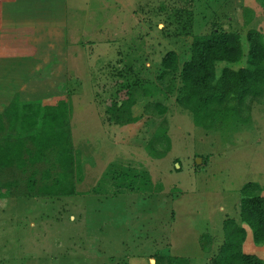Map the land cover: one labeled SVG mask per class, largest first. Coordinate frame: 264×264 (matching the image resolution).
I'll return each mask as SVG.
<instances>
[{
    "label": "rangeland",
    "instance_id": "rangeland-1",
    "mask_svg": "<svg viewBox=\"0 0 264 264\" xmlns=\"http://www.w3.org/2000/svg\"><path fill=\"white\" fill-rule=\"evenodd\" d=\"M58 4L52 22L62 24L66 41L46 33L37 45L61 68L33 75L25 90L43 106L70 104V143L83 176L78 194L44 197L23 183L9 186L20 173L0 168V264H156L165 256L210 264L226 219L246 229L243 251L264 260V243H253L240 217L246 183L264 197V97L244 112L247 126L222 133L196 127L175 99L194 36L236 34L242 58L216 70L246 66L247 33L264 35L259 0ZM168 52L176 54L175 71L163 73ZM136 83L137 105L111 113L109 103ZM123 169L147 174L151 185L116 193L101 183Z\"/></svg>",
    "mask_w": 264,
    "mask_h": 264
},
{
    "label": "trees",
    "instance_id": "trees-1",
    "mask_svg": "<svg viewBox=\"0 0 264 264\" xmlns=\"http://www.w3.org/2000/svg\"><path fill=\"white\" fill-rule=\"evenodd\" d=\"M259 2L264 8V0ZM246 40L249 44L246 66L238 70L225 67L218 73L217 64H232L242 58L239 37L221 32L193 37L191 58L183 64L181 85L175 99L180 107L191 113L196 127L221 133L237 132L250 123L244 112H249L250 104L264 97V35L251 30ZM175 62L176 54L168 52L161 62L162 72H174ZM138 85L123 87L125 96L109 103L114 109L111 113L122 112L127 103L129 108L137 105L132 97L133 87ZM156 108H160V113L165 111L159 105ZM70 113V104L65 101H52L43 106L34 101L20 103L16 96L4 109L0 114V168H14L20 173L19 180L8 183L9 186L23 183L29 192L36 191L44 197L78 194L75 187L81 182L83 171L70 143ZM109 173L110 181L101 183L114 187L116 193H137L151 185L143 172L123 169ZM261 193L262 188L254 182L246 183L240 190L241 221L250 228L252 241L258 245L264 243V197ZM222 228L223 243L210 264H264L261 258L243 251L247 236L244 227L226 219ZM202 249L206 250L205 244ZM156 264L190 263L184 257L165 256L157 258Z\"/></svg>",
    "mask_w": 264,
    "mask_h": 264
},
{
    "label": "crops",
    "instance_id": "crops-1",
    "mask_svg": "<svg viewBox=\"0 0 264 264\" xmlns=\"http://www.w3.org/2000/svg\"><path fill=\"white\" fill-rule=\"evenodd\" d=\"M60 1L0 0V114L15 96L20 103H41L28 95L25 85L33 75L60 70V64L42 54L37 45L46 33L53 37L62 33L66 41L62 24L52 22Z\"/></svg>",
    "mask_w": 264,
    "mask_h": 264
}]
</instances>
